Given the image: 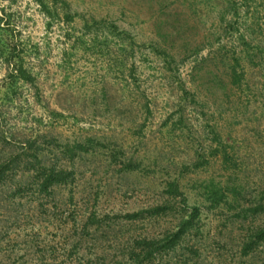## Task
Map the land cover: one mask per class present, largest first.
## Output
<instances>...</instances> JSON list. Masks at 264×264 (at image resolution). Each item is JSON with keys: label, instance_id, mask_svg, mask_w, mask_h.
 Masks as SVG:
<instances>
[{"label": "rangeland", "instance_id": "1", "mask_svg": "<svg viewBox=\"0 0 264 264\" xmlns=\"http://www.w3.org/2000/svg\"><path fill=\"white\" fill-rule=\"evenodd\" d=\"M138 263L264 264V0H0V264Z\"/></svg>", "mask_w": 264, "mask_h": 264}, {"label": "trees", "instance_id": "2", "mask_svg": "<svg viewBox=\"0 0 264 264\" xmlns=\"http://www.w3.org/2000/svg\"><path fill=\"white\" fill-rule=\"evenodd\" d=\"M14 71H15V72H19V71H20V69L14 68ZM144 255H146V252L144 253ZM145 260H146V261H148V259H147V258H145ZM138 264H139V263H138Z\"/></svg>", "mask_w": 264, "mask_h": 264}]
</instances>
